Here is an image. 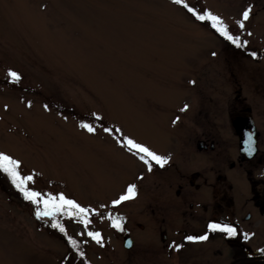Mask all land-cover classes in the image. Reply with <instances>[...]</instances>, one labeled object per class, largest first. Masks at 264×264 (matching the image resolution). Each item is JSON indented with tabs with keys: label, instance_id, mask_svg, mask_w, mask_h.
Masks as SVG:
<instances>
[{
	"label": "rangeland",
	"instance_id": "374dc122",
	"mask_svg": "<svg viewBox=\"0 0 264 264\" xmlns=\"http://www.w3.org/2000/svg\"><path fill=\"white\" fill-rule=\"evenodd\" d=\"M263 6L264 0H0V152L20 161V176L32 177L27 189L57 205L43 215L45 205L26 200L0 171V264H59L66 238L83 242L96 264H149L147 257L157 264L163 255L151 248H160L159 233L151 234L160 229V197L168 191L158 167L170 162L181 139L182 145L195 109L205 112L209 83L221 78L228 48L237 73L245 63L237 44L188 8L220 17L240 45L264 40ZM128 139L167 158L145 163ZM130 184L134 195L113 204ZM61 194L87 213L59 207ZM111 209L119 227L110 230ZM142 218L154 230H138ZM124 226L135 235L131 252L99 250L88 235L98 232L108 247H118ZM178 238L174 228L169 242ZM207 244L192 240L180 257ZM207 247L213 264H223L221 243ZM166 253L174 261L176 253Z\"/></svg>",
	"mask_w": 264,
	"mask_h": 264
},
{
	"label": "flooded vegetation",
	"instance_id": "af4514ba",
	"mask_svg": "<svg viewBox=\"0 0 264 264\" xmlns=\"http://www.w3.org/2000/svg\"><path fill=\"white\" fill-rule=\"evenodd\" d=\"M238 47L240 53L236 56L241 55L245 60L242 71L237 73L230 66L233 60L228 48L221 78L209 83L210 97L202 105L205 112L204 107L195 109L182 145L180 140L179 152L169 151L168 158L176 159L158 167L168 191L160 197L159 211L163 218L158 224L160 229L151 234L157 238L159 233L160 248L147 243L151 249L161 250L163 256L157 259V264H213L210 257L214 251L207 246L215 240L222 245V250L217 251L223 264H264V238L261 237L264 233V40L241 43ZM252 52L257 55L253 57ZM160 154L167 158L166 154ZM113 209L105 212L110 230L114 227ZM142 220L136 224L138 230H154L147 218ZM209 223L232 225L238 234L228 236L218 229L210 230ZM174 228L179 238L177 242H169ZM123 230L121 246L108 247L105 238L100 236L99 250L106 247L113 252H131L134 232L125 226ZM205 233L208 244L195 247L192 257L182 259L181 251L190 242L185 237ZM125 236L131 239L129 246L125 244ZM65 243L67 251L58 259L59 264H96L85 256L83 242L77 246ZM164 251L175 252L174 261L167 259ZM147 258L149 264H156V259ZM114 261L111 259L108 264H115Z\"/></svg>",
	"mask_w": 264,
	"mask_h": 264
},
{
	"label": "snow or ice",
	"instance_id": "6c2138e0",
	"mask_svg": "<svg viewBox=\"0 0 264 264\" xmlns=\"http://www.w3.org/2000/svg\"><path fill=\"white\" fill-rule=\"evenodd\" d=\"M175 2L176 3H183L184 0H175ZM184 6L188 7L187 4H185ZM188 10L190 12H192L193 15H195L197 19H200V20L208 19V20H210L212 22V27L215 28L216 31H218L222 36H224L226 39H228L232 43L237 44L239 46V43H238L239 38L234 37V36L229 34V32L227 30V26L223 24L220 17L214 16L210 12H204L203 14H199L193 8H188ZM249 12H250V7L246 8L242 12L243 20L248 19ZM239 23H240V27L243 28L244 27L243 23L242 22H239ZM243 43L246 44L247 41H243ZM251 55L253 57H255L257 54L255 52H252ZM8 75L13 81L19 80V78H20L19 74L15 71H12L11 69H9ZM191 83H194V81H192ZM45 107H47V106H45ZM187 108H188V105L185 104L184 107L181 109V111H184ZM176 119H179V117H177ZM173 122L175 123V121H173ZM82 126L87 128V130L90 132L94 130L88 124H83ZM126 142H127V145L129 147L135 148L138 152L144 154V155L140 156V159L145 161V163H148L147 158H151L152 160H155L156 163H161L162 161H164L166 159L165 157L157 155L155 152L151 151L150 149H148L144 145L137 144L135 141H133L131 139H128ZM19 164H20V161L13 159L11 156L6 155L3 152H0V171L5 172L9 176L12 184L23 194V196L26 200H30L34 204L43 203L45 205L43 215H50L51 212L49 211V205H51L52 208L57 207V205L55 203H53V198L50 197L47 200H41L40 199L41 193L27 189L25 187V182L30 181L32 179V177L31 176H27V177L20 176L18 171H17V167ZM134 190H135V185L130 184L127 188V193L120 195V197L116 200H113L112 203L118 204V203H120V201L128 199L130 195H134ZM59 201H60L59 207L67 206L68 208L76 209L81 216H83L88 211V209L82 208L75 201L66 199L63 196V194H61L59 196ZM36 215H37V217H39L41 215V211L39 208L37 209ZM54 226L59 227L61 232L64 231L63 227H60L59 225H54ZM113 226L119 227V225L116 224L115 222L113 223ZM207 227L210 230H217L218 229V230L226 233L228 236H233V235L238 234L236 228H234L232 225H228V224L218 225V224L209 223L207 225ZM88 235L90 237H92L93 239H95L97 241V243L101 242L100 238H99L100 234L98 232H89ZM207 238H208L207 233H205L204 235H200V236H186L185 237V239H187L189 241L206 240ZM245 239H247V234H245ZM70 242H71V239H70ZM175 247L179 248L180 245H175ZM81 255H82V253H81Z\"/></svg>",
	"mask_w": 264,
	"mask_h": 264
},
{
	"label": "trees",
	"instance_id": "16d2710c",
	"mask_svg": "<svg viewBox=\"0 0 264 264\" xmlns=\"http://www.w3.org/2000/svg\"><path fill=\"white\" fill-rule=\"evenodd\" d=\"M189 11V10H188ZM1 173H3L4 175H6L7 176V174L5 173V172H3V171H1ZM62 234H65V233H62ZM65 242H67V243H73V242H70L69 241V239L68 238H66V241ZM74 249L72 248V250L71 251H73ZM69 257H71V254L69 255Z\"/></svg>",
	"mask_w": 264,
	"mask_h": 264
},
{
	"label": "water",
	"instance_id": "95a60500",
	"mask_svg": "<svg viewBox=\"0 0 264 264\" xmlns=\"http://www.w3.org/2000/svg\"><path fill=\"white\" fill-rule=\"evenodd\" d=\"M124 240H125V244L129 246L130 243H131V239L129 237H126L125 236V239Z\"/></svg>",
	"mask_w": 264,
	"mask_h": 264
}]
</instances>
